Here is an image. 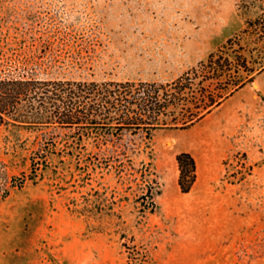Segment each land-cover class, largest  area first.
Here are the masks:
<instances>
[{
	"label": "rangeland",
	"instance_id": "1",
	"mask_svg": "<svg viewBox=\"0 0 264 264\" xmlns=\"http://www.w3.org/2000/svg\"><path fill=\"white\" fill-rule=\"evenodd\" d=\"M256 18L264 0H0V67L166 82ZM239 41L258 61L264 35ZM118 136L0 127V264H264V183L223 234L224 214L176 199L173 141L155 129ZM236 155L230 181L264 171Z\"/></svg>",
	"mask_w": 264,
	"mask_h": 264
},
{
	"label": "trees",
	"instance_id": "2",
	"mask_svg": "<svg viewBox=\"0 0 264 264\" xmlns=\"http://www.w3.org/2000/svg\"><path fill=\"white\" fill-rule=\"evenodd\" d=\"M247 33L263 37L264 23L249 19L206 59L166 82L43 78L26 69L0 67V127L103 129L117 131L120 139L122 133L158 126L189 127L264 69V43L255 63L242 51L255 56L253 48L239 41ZM177 160L180 189L190 192L196 160L187 151L179 152Z\"/></svg>",
	"mask_w": 264,
	"mask_h": 264
},
{
	"label": "crops",
	"instance_id": "3",
	"mask_svg": "<svg viewBox=\"0 0 264 264\" xmlns=\"http://www.w3.org/2000/svg\"><path fill=\"white\" fill-rule=\"evenodd\" d=\"M218 46L219 42L214 47ZM158 127L154 129L173 141L169 174L176 199L190 207L201 206L205 213L224 214L223 234H230L234 215L254 207L257 185L264 183L261 167L242 181L232 182L227 177V161L239 151L253 163L264 162V69L191 126ZM182 151L190 152L197 164L196 182L187 193L178 182L177 154Z\"/></svg>",
	"mask_w": 264,
	"mask_h": 264
},
{
	"label": "built area",
	"instance_id": "4",
	"mask_svg": "<svg viewBox=\"0 0 264 264\" xmlns=\"http://www.w3.org/2000/svg\"><path fill=\"white\" fill-rule=\"evenodd\" d=\"M238 162H240V165H242L243 167H247L251 169V163L249 162L248 157L246 156V154L244 153H238L236 155ZM227 164L229 165L230 162H227Z\"/></svg>",
	"mask_w": 264,
	"mask_h": 264
}]
</instances>
